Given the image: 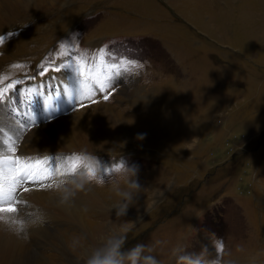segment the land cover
Here are the masks:
<instances>
[{
	"label": "rangeland",
	"instance_id": "1",
	"mask_svg": "<svg viewBox=\"0 0 264 264\" xmlns=\"http://www.w3.org/2000/svg\"><path fill=\"white\" fill-rule=\"evenodd\" d=\"M51 2L24 22L12 14L5 30L0 27L5 38L0 41V91L8 94L7 85L21 81L19 92L0 104L4 139L9 142L19 120L31 115L22 116L28 108L23 101L39 90L31 88L32 82L55 88L58 82L46 84L45 79L63 73L76 77L71 68L37 75L43 69L73 63L99 74L101 57L107 63L123 61L114 88L104 91L109 98L102 92L91 103L82 102L108 106L112 130L97 135L93 148L51 154L65 163L82 151L93 154L105 179V168L123 163L137 170L144 190L127 215L117 217L110 210L119 199L113 185L93 184L89 188L102 199L103 210L84 211L86 229L60 231V243L58 235L48 238L42 258L24 252L9 264H84L92 249L123 227L131 228L124 248L152 246L160 264H180L184 254L221 264H264V0ZM28 18L37 21L28 24ZM79 86L87 89L82 82ZM33 115L40 126L42 119ZM8 144L2 154L11 156ZM17 209L24 219L40 213L27 206ZM40 216L33 221L45 225L49 218ZM23 227L30 250L37 251L33 228Z\"/></svg>",
	"mask_w": 264,
	"mask_h": 264
},
{
	"label": "bare ground",
	"instance_id": "2",
	"mask_svg": "<svg viewBox=\"0 0 264 264\" xmlns=\"http://www.w3.org/2000/svg\"><path fill=\"white\" fill-rule=\"evenodd\" d=\"M45 2H46L45 0H0V27H2L5 24L4 22H7V19H11L12 14H14L13 17H15V19L22 17L21 19H19V22H24L25 18L23 17H25L26 15H32L37 12L40 13V11H42L43 8L47 6L45 5ZM48 3L49 6H51L52 4L51 0L48 1ZM49 6H47L46 8H49ZM17 11L22 12L23 16L20 15V17H17L15 15ZM48 13L49 12L45 11L44 15H47ZM34 19H36L37 21V18H32V19L28 18L27 21L29 20L30 21L26 23L33 24L35 22L33 21ZM48 79H51L52 82L53 81L58 82L60 84V87L62 88H64L63 86H68V88H70V86L78 87L80 83L79 81L78 82L75 81L72 78V76L67 75L66 73L59 74V78L57 79L51 78L50 76V78L45 79L46 84L48 83ZM40 86L41 83L39 82L37 84L35 83L31 84V88L37 87V89H40ZM55 88H58L57 85ZM68 91L69 89H66L64 93L66 92L68 93ZM43 99H45V102L47 104L54 101L56 99V96L53 93L50 100L46 97ZM66 100L69 101L67 99V96L61 95L56 101V105L58 108L57 113L54 112V109L47 110L46 117L42 120L40 119L41 121L38 122L41 123V125L40 126L36 125L32 129L31 133H29L27 137H24L23 142L20 143L21 144L20 149L22 150V154L33 157H37L38 153L45 154V156H49V155L54 156L55 154H51V153L56 152L57 154L62 151L71 152V151H78L80 149L85 150L82 147L87 145L92 147L91 144L94 143L95 137L99 135L102 131L110 132L112 130L114 121L110 113V108L108 106L102 103H96L92 106L79 108V110L77 111H74L73 109L66 113L67 109L71 104V102H68L69 105L67 106L65 104ZM77 103L78 105L83 104L81 102V96L77 97ZM40 105L44 107L42 101H40ZM64 105H66L67 107L65 108ZM1 108L2 105H0V109ZM43 111L45 112L44 109ZM49 112L51 113L50 115ZM0 122L2 124L6 123L4 112L3 114H0ZM14 123L15 122H13V124ZM2 127H0L1 133L3 131ZM163 128L164 129L162 131V134L165 132V127ZM145 132L146 131H142L140 133L145 135ZM1 133H0V147L5 148V146L10 141L7 142L4 139V136L6 134H4V132L2 134ZM125 135H126V131H125ZM92 148L87 151L89 152L94 151L95 149L92 150ZM20 153L21 152H18L17 154ZM6 155L10 156V154L7 153ZM4 167H6V165ZM23 198L24 200L27 201V203H23L22 206H19V204H17L18 206L17 208L26 207V206L27 209L37 208L40 210V213L38 211L39 214L36 213L34 217L36 218L41 215L40 217L49 218V220L48 222H46L45 225H43L38 223V220L34 222L33 221L35 219L34 217H32L33 219H29V218L24 219L25 217L22 218L18 216L16 212L0 213V216L4 217L3 220H0V263L1 264H9L15 260H18L20 257L22 258L24 255L21 254L22 253L24 254V252H29L30 256H32L35 259H40V257L42 258L41 249L44 246L49 245L48 238L50 237L56 238V236L58 235V239L56 240L57 242L60 243V235L58 234V232L64 231L69 227L72 228L77 227L78 229L81 230L86 229V227L84 226L85 219L83 214L86 209H92V210L96 209L99 211L103 210V206H101L102 199H100L98 195L94 194L90 188H88L87 191L85 192L78 193L77 197L74 199V202L70 207L67 205H60L58 203L57 194L54 192L53 187L50 189H38V190L34 189L31 192L23 193ZM13 220L22 221L23 226L29 225L30 227L33 228L34 231V233L32 232L34 234L33 241L34 243L37 244V249H38L37 251H34L35 253L32 252V250H30L29 246L32 245H30V243L25 239L26 238L25 227H23V230L18 231L17 229L20 227V225L12 223ZM60 252L62 255L65 256L66 251L64 246H62V244L60 247ZM33 253L35 254L34 256Z\"/></svg>",
	"mask_w": 264,
	"mask_h": 264
},
{
	"label": "snow or ice",
	"instance_id": "3",
	"mask_svg": "<svg viewBox=\"0 0 264 264\" xmlns=\"http://www.w3.org/2000/svg\"><path fill=\"white\" fill-rule=\"evenodd\" d=\"M11 35V33H9ZM4 38L0 36V41ZM101 52L104 50L101 49ZM101 62L104 64L101 72L95 77H92V69L89 68L85 79H93L100 84L99 91L104 92L106 88L113 87V81L122 75L121 69L124 66V62L121 61L119 64L116 63H107L104 61L103 57L100 58ZM130 64H134V61H129ZM16 65H14L15 67ZM65 68H71V70L77 75H84L82 70L73 63H65L63 65H55L53 68H45L40 71L37 75L45 77L49 72L55 71L59 72ZM107 75H104V73ZM36 77H28V79H35ZM21 81H13L7 85L8 89L12 91L8 94H5L3 91H0V104L5 103L10 98V95L13 92L18 91L17 87ZM89 91L96 87V84L85 85ZM114 88V87H113ZM53 93L56 96V99L51 103L45 102V99H51ZM111 94V93H110ZM109 94V95H110ZM65 96L62 87L58 88H48L41 83L40 89L34 95L35 97H40L45 110H52L55 107V102L61 96ZM109 95H104V99L107 100ZM83 96V88L70 86L67 93V99L69 102L75 101L74 111L79 110V108L87 107V105L79 104L77 106V97ZM33 98V99H34ZM33 99L23 101L28 105V111L31 113L30 116L25 117L24 119L19 120L16 124V130L11 131L8 134L9 144L8 151L12 153L11 156L3 155L4 149L0 147V213H15L18 211L16 205L27 203L23 198V193H28L34 189H50L54 187L56 181H53L52 178L56 175L69 176L74 172H77L80 168V158L78 155H73L68 158V162H64V158H58L56 156H45L43 158L26 156L22 153H18L17 141H23V138L26 134L31 133L32 129L36 126V119L33 113L30 110V103ZM6 165V169L5 166ZM23 189V192L19 190ZM4 217L0 216V220H3ZM12 223L19 224L20 227L18 231L23 230V222L18 220H13Z\"/></svg>",
	"mask_w": 264,
	"mask_h": 264
},
{
	"label": "clouds",
	"instance_id": "4",
	"mask_svg": "<svg viewBox=\"0 0 264 264\" xmlns=\"http://www.w3.org/2000/svg\"><path fill=\"white\" fill-rule=\"evenodd\" d=\"M137 138L143 139V135H138ZM79 158V170L58 179L53 187L58 203L70 207L78 193L87 191L93 184L107 183L113 185V191L119 197L110 210H115L117 217L126 216L128 209L136 203L144 190L138 182L137 170L119 163L118 166L104 169L105 179L100 175L101 166L95 155L82 151L79 153ZM120 181L123 183L121 184ZM141 219L142 216L138 215L137 220ZM129 231H131L130 227H123L120 231L113 232L87 254L84 264H160L156 257L151 255L152 246L137 243L131 248H124ZM179 261L180 264H221L219 259L207 261L201 256L191 254L180 255Z\"/></svg>",
	"mask_w": 264,
	"mask_h": 264
}]
</instances>
